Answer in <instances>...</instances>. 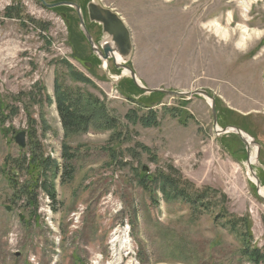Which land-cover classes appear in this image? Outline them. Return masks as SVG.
Wrapping results in <instances>:
<instances>
[{
  "label": "rangeland",
  "instance_id": "rangeland-1",
  "mask_svg": "<svg viewBox=\"0 0 264 264\" xmlns=\"http://www.w3.org/2000/svg\"><path fill=\"white\" fill-rule=\"evenodd\" d=\"M91 1L124 21L132 51L121 65L139 85L207 92L216 126L202 96L142 93L102 60L106 37L88 21ZM45 2L77 4L99 53L73 9L0 0V264H264V202L253 181L264 197V0ZM58 84L117 128L65 135ZM216 127L238 129L256 152ZM21 132L24 149L14 141ZM37 144L60 171L55 202L41 194L32 214L13 198L7 160Z\"/></svg>",
  "mask_w": 264,
  "mask_h": 264
},
{
  "label": "trees",
  "instance_id": "trees-1",
  "mask_svg": "<svg viewBox=\"0 0 264 264\" xmlns=\"http://www.w3.org/2000/svg\"><path fill=\"white\" fill-rule=\"evenodd\" d=\"M134 87L136 88L135 85ZM54 97L56 111L65 135L86 133L92 129L106 132L117 128V124L113 119L106 116L92 118L87 114L85 111L87 100L78 90L68 89L58 84ZM36 103L38 102H34V104ZM43 155L40 145L37 144L33 148H30L27 153H24L21 159H17L14 162L15 164H12V162L8 163L9 159L7 160V167L11 169L10 185L13 189V198L15 202H20L25 199L23 201V208L25 210L30 209V213L32 214L37 212L38 197L41 194H44L51 203H54L56 200V192L52 182L57 177L60 167L57 162L49 157L44 158ZM73 155L71 151L62 154L64 165L61 170L66 176L67 174H71L68 164L73 159ZM20 177H24V181ZM165 185L163 184V187ZM176 189L175 192H172L173 194L179 193L178 188ZM190 200L198 202L202 200V197L192 196ZM219 217L224 218V214L221 213ZM229 223H232L233 226H231V229L234 230V225L236 227V224L234 222Z\"/></svg>",
  "mask_w": 264,
  "mask_h": 264
},
{
  "label": "water",
  "instance_id": "water-1",
  "mask_svg": "<svg viewBox=\"0 0 264 264\" xmlns=\"http://www.w3.org/2000/svg\"><path fill=\"white\" fill-rule=\"evenodd\" d=\"M36 1L46 9H54L57 7L73 8L75 10V13L79 21V25L81 27V30L83 31V34H84V37L87 43L89 44V46L94 52L97 51V49L93 46L91 37L85 28L84 19H83L82 12L79 6H77L76 4L70 3V2H59V3H54V4H48L45 2V0H36ZM86 10H87L88 21L90 23L100 25L102 29V33L107 35L113 43V47H110L108 44H105L102 46V51H103V56H104L103 59L106 60L105 57H107L113 52H116L123 59L122 61L125 62L129 58V55L132 51V43H131V36H130L129 30L127 29L124 21L112 9L103 7L94 1H91L88 3V5L86 6ZM114 63H115L116 68H122L123 70H125L127 74L130 76L136 88L143 91L144 93H149V94L158 93V94H163L166 96H177V97H182V98L183 97L189 98L192 96H202L203 98L208 99L210 102L211 114L213 117V124L214 126H216L215 104H214L213 99L209 96L207 92L203 90H196L191 93H176V92H169V91H164V90L146 89L139 85L134 73L129 68H127L124 65L117 64L116 62ZM231 129L235 130L236 132H239V130L236 128H231ZM239 138L247 147L248 146L247 142L240 135H239ZM25 140H26V133L24 132L18 133L14 137L15 143L21 149H24L26 146ZM251 144L254 145V142L252 140H251ZM247 167H248V170L251 172L249 161L247 162ZM255 185L257 187L259 186L256 178H255ZM260 200L264 201L262 198H260Z\"/></svg>",
  "mask_w": 264,
  "mask_h": 264
},
{
  "label": "bare ground",
  "instance_id": "bare-ground-1",
  "mask_svg": "<svg viewBox=\"0 0 264 264\" xmlns=\"http://www.w3.org/2000/svg\"><path fill=\"white\" fill-rule=\"evenodd\" d=\"M94 2H96V3H98L97 1H94ZM74 4V3H73ZM99 4V3H98ZM77 5V4H76ZM100 5V4H99ZM78 6V5H77ZM69 8V7H68ZM71 9H73V8H71ZM74 10V9H73ZM75 11V10H74ZM82 12V11H81ZM106 38H105V42L103 43V45H105V44H108L110 47H113V43H112V41H111V39L107 36V35H104ZM91 37V36H90ZM91 40H92V38H91ZM92 42H93V40H92ZM93 46H94V44H93ZM91 48V47H90ZM92 50V49H91ZM93 51V50H92ZM94 53H99V52H94ZM99 57L102 59V60H104L103 58H104V56H103V51H102V54L101 53H99ZM105 59L107 60V59H114V61L117 63V64H121L123 61V59L116 53V52H113V53H111L110 55H108L107 57H105ZM105 60V61H106ZM124 74L126 75L127 74V72L124 70ZM165 91V90H164ZM170 92V91H169ZM180 98H182V97H180ZM183 98H185V97H183ZM208 100V99H207ZM209 101V100H208ZM215 130L216 131H218V132H221V133H234L235 135H237L238 137H239V135L247 142V145H249V146H253V144H251V139H249L248 137H246L244 134H242V132L241 131H239V132H236L235 130H232L231 128H227V129H225V130H219V128L218 127H216L215 128ZM25 144H26V140H25ZM255 145V144H254ZM25 148H26V146H25ZM253 148L255 149V152H256V146H253ZM255 160H256V155L254 154V156L249 160V163H250V166L251 165H253L254 163H256L255 162ZM253 181H254V183H255V177H253ZM259 184V183H258ZM257 189H258V195H259V197L260 198H262L263 200H264V197H262V196H260V193H261V186H258L257 187ZM264 202V201H263ZM119 241V240H118ZM121 241V240H120ZM114 242V241H113ZM123 242V241H122ZM122 245H124V247L126 246L124 243L122 244Z\"/></svg>",
  "mask_w": 264,
  "mask_h": 264
},
{
  "label": "flooded vegetation",
  "instance_id": "flooded-vegetation-1",
  "mask_svg": "<svg viewBox=\"0 0 264 264\" xmlns=\"http://www.w3.org/2000/svg\"><path fill=\"white\" fill-rule=\"evenodd\" d=\"M76 14V13H75ZM77 16V15H76ZM79 22V21H78Z\"/></svg>",
  "mask_w": 264,
  "mask_h": 264
}]
</instances>
